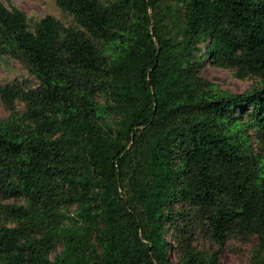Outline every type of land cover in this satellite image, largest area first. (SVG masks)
<instances>
[{
	"label": "trees",
	"instance_id": "trees-1",
	"mask_svg": "<svg viewBox=\"0 0 264 264\" xmlns=\"http://www.w3.org/2000/svg\"><path fill=\"white\" fill-rule=\"evenodd\" d=\"M168 1L56 0L71 22L32 27L0 0V56L41 82L0 84V264H218L178 201L264 264V0Z\"/></svg>",
	"mask_w": 264,
	"mask_h": 264
},
{
	"label": "rangeland",
	"instance_id": "rangeland-1",
	"mask_svg": "<svg viewBox=\"0 0 264 264\" xmlns=\"http://www.w3.org/2000/svg\"><path fill=\"white\" fill-rule=\"evenodd\" d=\"M8 7H17L26 12L29 17L31 26H35L41 19L46 15H52L65 24H69L72 17L63 12L56 3V0H3ZM105 2L112 0H103ZM168 5H178L172 0L168 1ZM173 21L176 23L180 22V14L175 11ZM235 71L231 69H221L209 65L206 60V68L204 74L211 80L216 82L219 87L223 90L232 93H241L248 91L258 85V78L249 76L244 79H240L235 76ZM12 82H18L25 89L36 88L40 85V80L35 74L31 73L26 69L21 62L9 57L7 55L0 56V84H7ZM103 100V98H100ZM16 107L19 110H23L25 103L18 99ZM11 110L3 103L0 97V119L7 118ZM257 145L254 144V147ZM13 202V200H11ZM175 211L180 213L186 220L187 224L194 230L196 234L195 246L206 254L211 255L212 253L219 251L218 264H250L255 250L258 249L259 243L256 235L248 234L241 235L235 233L229 237L226 243L220 248L210 238L208 232V226L205 218L200 209L190 207L186 204L175 202ZM66 216H72V213L77 209L76 205H65ZM13 223H10L12 225ZM171 235V232H168ZM95 237L93 236V239ZM60 252V245H57L55 251L51 253Z\"/></svg>",
	"mask_w": 264,
	"mask_h": 264
}]
</instances>
